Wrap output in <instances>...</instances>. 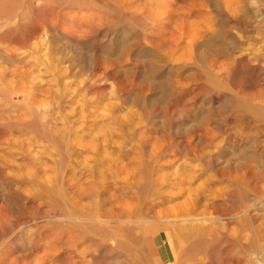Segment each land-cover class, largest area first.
I'll return each instance as SVG.
<instances>
[{"label": "rangeland", "instance_id": "374dc122", "mask_svg": "<svg viewBox=\"0 0 264 264\" xmlns=\"http://www.w3.org/2000/svg\"><path fill=\"white\" fill-rule=\"evenodd\" d=\"M0 264H264V0H0Z\"/></svg>", "mask_w": 264, "mask_h": 264}, {"label": "bare ground", "instance_id": "6f19581e", "mask_svg": "<svg viewBox=\"0 0 264 264\" xmlns=\"http://www.w3.org/2000/svg\"><path fill=\"white\" fill-rule=\"evenodd\" d=\"M227 9H228V7H227ZM231 9H232V8H231ZM152 12H153V11H152ZM169 12H170V11H169ZM166 13H167V12H166ZM156 15H157V13H156ZM169 16H170V15H169ZM173 17H174V16H173ZM169 18H170V17H169ZM173 19H174V18H173ZM184 25H185V24H184ZM184 31H185V30H184ZM191 31H192V30H191ZM186 32H187V31H186ZM200 32H202V31H200ZM187 33H188V32H187ZM68 34H69V33H68ZM68 34H67V35H68ZM190 34H191V33H190ZM178 35H179V34H178ZM209 35H210V34H209ZM201 36H202V35H200L199 32H197V31L195 32V31H194V33H193V35H192V38L194 37V38H193V41H196V43L199 42V41H197V40H198ZM203 36H204V34H203ZM203 36H202V37H203ZM186 37H187V36H186ZM209 37H212V35H210ZM209 37L207 36V38H209ZM174 40H175V39H174ZM191 41H192V40H191ZM197 44H198V43H197ZM255 204H256V203H255ZM247 209H250V208H247ZM243 210H244V209H243ZM240 212L242 213V211H240ZM240 212H239V213H240ZM188 218H189V220H190V217H188ZM76 219H77V217H76V218H74V217H68V218H67V220H76ZM174 219H175V218H173V220H174ZM196 219H197V218H196ZM200 219H202V218H200ZM79 220L81 221V220H84V219H79ZM176 220H177V219H176ZM180 220H181V218L179 219V221H180ZM185 220H187V219L184 218V219H182L181 221H185ZM191 220H192V219H191ZM101 221H103V220H101ZM174 221H175V220H174ZM138 223H145V221H139ZM1 260H2V259H1Z\"/></svg>", "mask_w": 264, "mask_h": 264}]
</instances>
